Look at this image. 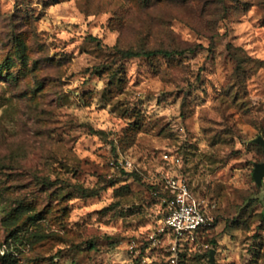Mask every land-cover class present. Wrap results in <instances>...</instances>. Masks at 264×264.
Here are the masks:
<instances>
[{
	"label": "rangeland",
	"instance_id": "1",
	"mask_svg": "<svg viewBox=\"0 0 264 264\" xmlns=\"http://www.w3.org/2000/svg\"><path fill=\"white\" fill-rule=\"evenodd\" d=\"M260 136L264 0H0V264H167L174 174L209 218L178 264H264Z\"/></svg>",
	"mask_w": 264,
	"mask_h": 264
},
{
	"label": "built area",
	"instance_id": "2",
	"mask_svg": "<svg viewBox=\"0 0 264 264\" xmlns=\"http://www.w3.org/2000/svg\"><path fill=\"white\" fill-rule=\"evenodd\" d=\"M164 159L173 166L181 159L178 155L164 154ZM125 168L132 163L126 161ZM165 210L150 239L168 253L167 264H178L179 255L187 251L200 252L207 248L202 238L209 225L206 202L198 199L192 192L188 179L183 174L165 177Z\"/></svg>",
	"mask_w": 264,
	"mask_h": 264
},
{
	"label": "water",
	"instance_id": "3",
	"mask_svg": "<svg viewBox=\"0 0 264 264\" xmlns=\"http://www.w3.org/2000/svg\"><path fill=\"white\" fill-rule=\"evenodd\" d=\"M255 142L259 145H261L264 148V138L263 137H258ZM253 177L256 181L257 184L261 185L262 181L264 179V162L262 163H255L254 165V172H253ZM215 254L216 250H211L209 257H210V264H216L215 262Z\"/></svg>",
	"mask_w": 264,
	"mask_h": 264
},
{
	"label": "trees",
	"instance_id": "4",
	"mask_svg": "<svg viewBox=\"0 0 264 264\" xmlns=\"http://www.w3.org/2000/svg\"><path fill=\"white\" fill-rule=\"evenodd\" d=\"M127 54L129 56H139L140 54H143L145 56H153V55H171V54H173V52L171 53V52H167V51H163V50H156V51H150L147 53H133L132 51H128ZM189 185H190V183H189ZM190 188H191V186H190ZM167 196H168V194L165 196V198ZM164 210H165V204H164ZM164 210L161 212V218L163 216ZM187 252H190V251H187ZM184 253H186V252H184Z\"/></svg>",
	"mask_w": 264,
	"mask_h": 264
}]
</instances>
